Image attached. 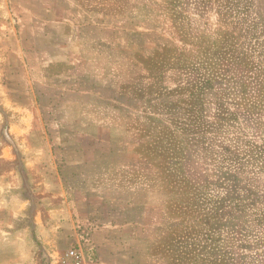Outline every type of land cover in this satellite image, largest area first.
Returning a JSON list of instances; mask_svg holds the SVG:
<instances>
[{"label": "crops", "instance_id": "obj_1", "mask_svg": "<svg viewBox=\"0 0 264 264\" xmlns=\"http://www.w3.org/2000/svg\"><path fill=\"white\" fill-rule=\"evenodd\" d=\"M7 1L24 64L9 78L29 86L17 118L0 106V264H55L43 255L70 246L84 264H157L164 200L125 176L143 161L117 97L171 22L154 0Z\"/></svg>", "mask_w": 264, "mask_h": 264}, {"label": "rangeland", "instance_id": "obj_2", "mask_svg": "<svg viewBox=\"0 0 264 264\" xmlns=\"http://www.w3.org/2000/svg\"><path fill=\"white\" fill-rule=\"evenodd\" d=\"M154 2L173 36L135 52L138 72L117 97L143 161L125 176L164 200L151 254L157 264H264V0ZM8 5L0 0V106L17 118L29 85L9 78L24 64L1 21Z\"/></svg>", "mask_w": 264, "mask_h": 264}, {"label": "built area", "instance_id": "obj_3", "mask_svg": "<svg viewBox=\"0 0 264 264\" xmlns=\"http://www.w3.org/2000/svg\"><path fill=\"white\" fill-rule=\"evenodd\" d=\"M57 264H84V255L78 246H70L57 255Z\"/></svg>", "mask_w": 264, "mask_h": 264}]
</instances>
